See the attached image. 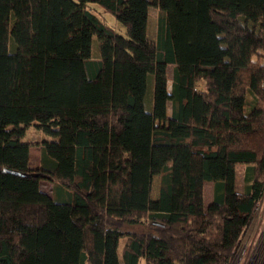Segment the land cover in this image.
<instances>
[{"label": "trees", "instance_id": "1", "mask_svg": "<svg viewBox=\"0 0 264 264\" xmlns=\"http://www.w3.org/2000/svg\"><path fill=\"white\" fill-rule=\"evenodd\" d=\"M263 194L264 0H0V264H232Z\"/></svg>", "mask_w": 264, "mask_h": 264}, {"label": "rangeland", "instance_id": "2", "mask_svg": "<svg viewBox=\"0 0 264 264\" xmlns=\"http://www.w3.org/2000/svg\"><path fill=\"white\" fill-rule=\"evenodd\" d=\"M92 9L97 12L101 17H105L111 23L116 20L112 15H109L104 11V9L98 4H92ZM97 9V10H96ZM117 21V20H116ZM119 22H117L118 24ZM120 24V23H119ZM121 25V24H120ZM157 25H158V8L151 6L150 15H149V30L148 34L150 37L155 38L157 35ZM122 27V26H121ZM123 29V28H122ZM95 53L98 49L95 47ZM173 65L168 66V83L169 86L172 83L173 79ZM152 87V86H150ZM253 99V95L249 93V100ZM171 112V102L169 103V114ZM50 138L43 130L39 129L35 125H31L27 129L25 136L26 141L31 143V162L34 168L38 167L41 163V142L44 139ZM245 165L239 164L237 167V181L236 188L240 191H243L245 188ZM42 187L45 191L51 192L52 182L43 180ZM159 187H160V176L154 175L151 179V201H157L159 197ZM213 189L214 183L212 181H207L205 183V201L206 204L212 201L213 198ZM145 225L140 226L126 224L124 228L126 230H142ZM126 237H123L120 241V255L122 252L123 245L126 242ZM143 264V262H142ZM180 264V262H176ZM232 264H264V194L261 200L258 202L256 207L255 215L246 229L242 240L240 242L238 251L235 258L233 259Z\"/></svg>", "mask_w": 264, "mask_h": 264}, {"label": "water", "instance_id": "3", "mask_svg": "<svg viewBox=\"0 0 264 264\" xmlns=\"http://www.w3.org/2000/svg\"><path fill=\"white\" fill-rule=\"evenodd\" d=\"M18 173H20V172H18Z\"/></svg>", "mask_w": 264, "mask_h": 264}]
</instances>
